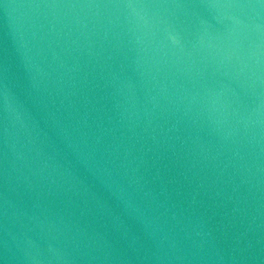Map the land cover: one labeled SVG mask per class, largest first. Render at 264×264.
<instances>
[{"label":"water","instance_id":"1","mask_svg":"<svg viewBox=\"0 0 264 264\" xmlns=\"http://www.w3.org/2000/svg\"><path fill=\"white\" fill-rule=\"evenodd\" d=\"M0 264H264V0H0Z\"/></svg>","mask_w":264,"mask_h":264}]
</instances>
